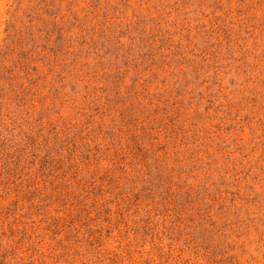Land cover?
Listing matches in <instances>:
<instances>
[{"label": "rangeland", "instance_id": "obj_1", "mask_svg": "<svg viewBox=\"0 0 264 264\" xmlns=\"http://www.w3.org/2000/svg\"><path fill=\"white\" fill-rule=\"evenodd\" d=\"M0 264H264V0H0Z\"/></svg>", "mask_w": 264, "mask_h": 264}]
</instances>
